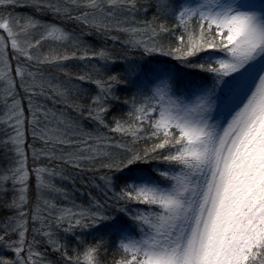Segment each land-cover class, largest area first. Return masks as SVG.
<instances>
[{"label": "snow or ice", "instance_id": "6c2138e0", "mask_svg": "<svg viewBox=\"0 0 264 264\" xmlns=\"http://www.w3.org/2000/svg\"><path fill=\"white\" fill-rule=\"evenodd\" d=\"M0 264H264V0H0Z\"/></svg>", "mask_w": 264, "mask_h": 264}, {"label": "trees", "instance_id": "16d2710c", "mask_svg": "<svg viewBox=\"0 0 264 264\" xmlns=\"http://www.w3.org/2000/svg\"><path fill=\"white\" fill-rule=\"evenodd\" d=\"M24 11H27V10L25 9ZM45 47H47V45H46ZM78 202H79V201H78Z\"/></svg>", "mask_w": 264, "mask_h": 264}]
</instances>
